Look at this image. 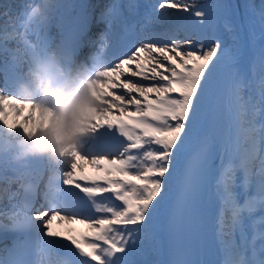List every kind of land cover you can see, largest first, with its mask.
I'll use <instances>...</instances> for the list:
<instances>
[{"label": "snow or ice", "instance_id": "1", "mask_svg": "<svg viewBox=\"0 0 264 264\" xmlns=\"http://www.w3.org/2000/svg\"><path fill=\"white\" fill-rule=\"evenodd\" d=\"M215 8L219 15L230 5L217 3ZM37 11L33 8L28 19ZM180 12H190L197 18L193 24L185 25L183 35L179 26L168 27L169 20ZM216 18L203 9H193L188 0H157L146 19L159 25L161 31L146 35L125 58L114 57L103 64L100 60V52L106 46L103 42L97 52L82 58L84 45L79 39L71 44L64 41L54 44L37 34L33 43L21 36L24 63L19 66L15 80L10 81L5 76L4 83V87L14 91L4 94V89L0 88V128L10 134L0 138V152L11 153L16 162L34 161L41 165L50 173L46 187L62 190L65 199L57 202L46 191L44 202L33 206L31 215L0 213L9 221L7 224L0 221V228L42 231L43 243L67 249L69 264H158L137 260L135 254L157 251L156 237L163 227L160 220L163 209L166 208L169 228L206 226L208 153L202 146L193 145V141L218 70L227 57L232 60L230 69L234 68L239 56L238 50L223 47L219 38L209 40L203 35ZM259 23L260 39L264 42V3L260 6ZM190 27L195 31H189ZM104 35L100 33L101 37ZM56 54L70 57L69 68L73 60L80 61L91 74L86 87L97 106L86 108L80 114L76 134L82 138L78 143L66 144L60 159L52 163L43 156L20 155L23 140L48 131L54 114L50 107L21 96L17 86L30 81L34 61L48 60ZM258 63L259 104L264 111V46L260 49ZM127 74L139 79H125ZM248 86L245 76L230 70L229 108L237 109V114L241 109L253 114L256 110L252 99L240 94L242 88ZM114 90H122V93ZM247 132L250 146L240 165L244 171L240 185L243 191H231L235 186L233 176L231 184L218 183L212 194L221 202L219 229L227 230L228 234L239 233L240 237V243L235 246V258L226 264H264V215L259 217L258 248L248 237L249 230L255 227L256 208L264 212V125L259 133V152L256 128L251 122ZM112 137L116 144L120 143L118 138L126 141L118 153L114 147L105 146L104 142ZM198 149L199 158L194 162L193 152ZM225 151H228L227 146ZM256 160L258 170L253 171L251 164ZM85 166L92 172L86 173ZM26 174L7 177L4 190L9 201L34 194L35 185L25 182ZM253 186L255 192L250 191ZM104 194H110V198L119 203L97 202L96 197ZM93 210L95 215H82ZM54 221L63 222L65 226L79 225L84 231L67 227L64 232L56 231ZM10 257L8 264H28L24 245H19ZM173 264L192 262L174 261Z\"/></svg>", "mask_w": 264, "mask_h": 264}, {"label": "bare ground", "instance_id": "2", "mask_svg": "<svg viewBox=\"0 0 264 264\" xmlns=\"http://www.w3.org/2000/svg\"><path fill=\"white\" fill-rule=\"evenodd\" d=\"M10 1H13L15 4L11 5ZM252 1H254V4L249 6ZM262 1L264 0H246V2L235 0L233 4H228L230 8L226 12H222L224 16L222 14L218 15L219 10L215 8V5H210L209 13L217 18L214 20L213 26L203 33L209 40L213 37L219 38L223 47L233 51H239L238 65L236 63V66L230 69L232 60L231 57H227L220 70H218L214 78L215 86L212 90L211 98L203 109L202 117L193 141V145L196 146H201L208 140L216 141L220 151L222 165L219 183L223 184L227 181L231 184L232 177L234 176L235 186L231 188V191L235 193H238V190L241 188L236 185V182L241 176H244V171L240 165L244 154L250 146L248 141L249 133L247 132L249 122L255 125L256 128L257 152L261 125H264V111H261V105L259 104V92L248 81L254 68L259 69V67L255 66L258 64L260 49L264 46V42L260 39L261 25L259 23V10L256 9ZM155 3H157V0H0V88L4 89V94H10L14 91L11 87H4L5 76L10 81L15 80L19 66L24 63V45L20 44V37L23 36L24 31L33 28V32L27 35L26 39L34 43L37 36L36 29L40 26L42 27L45 22L47 24L50 21L66 23L70 27L76 28L84 36L83 53L81 56L83 58L89 53L96 52L100 49L102 42L107 46L112 41L111 38L113 36L120 35L125 19L135 18L138 21V44L146 35L161 31V29L154 30V27L148 24H146L147 26H142L147 21L146 14ZM33 8L38 11L29 20L28 14L31 13ZM138 8L141 9L142 13L141 16L136 17ZM168 11L175 13V10L172 9ZM175 16L176 14L169 20L168 27L176 28L179 26L181 34L183 35L184 28L177 24H171L174 23ZM82 21L91 26L89 31L82 30ZM220 25L223 26L221 32H219ZM229 26L231 30H229ZM15 33H19L20 35H16ZM100 33H104L105 35L101 37ZM90 40L94 43L89 44ZM104 51L105 48L100 52L101 64L105 59ZM230 70L233 72L238 71L247 78L249 86L242 88L240 94L245 99L251 98L256 104L254 114L244 109L239 110V114H237V109L235 108L230 110L228 101ZM124 78L130 80L139 79L132 77L130 74H127ZM143 83L149 84L151 82L143 81ZM217 89L223 90V93H220L222 99L215 98ZM114 91L117 94L122 93V90ZM116 114L118 115L119 113L117 112ZM9 135L3 128H0V138H5ZM118 139L120 140L119 144H116L117 142L114 137L107 139L104 142L105 146L109 148L114 147L118 153V151L122 150L123 145L126 144L123 138ZM225 146L228 147L227 152L225 151ZM108 158H111V156ZM256 163H258V160L251 164L252 170L256 167ZM31 165L34 166L32 171L33 175L41 178L44 176L45 179L48 178V175L50 176V173L46 169L44 174H37L35 172L36 168H43L38 163L32 161ZM26 166L30 167V165H25L23 162L14 161L11 153L0 152V177L3 178L0 179V196H4L6 200L3 201L0 199V213L31 215V211L24 210L19 196L9 201L8 194L3 190L7 182L8 174H23ZM85 172L91 173L92 170L85 166ZM47 184L48 181H45L38 205L44 202V194L47 190L50 192L51 199L62 202L65 199L62 190L56 188L50 190L46 187ZM62 188L63 185L60 186V189ZM110 199V194L96 197L97 202L106 204L110 203ZM163 210L160 213L161 222ZM82 215H95V213L93 210L89 213H82ZM0 221L4 224L9 223L2 216H0ZM66 227L75 229L76 231H84L82 226L79 225L65 226L63 222H53V229L56 231L64 232ZM216 228L218 237L221 239L223 252L231 261L235 258V246L240 243V238L235 232L228 234L227 230L221 231L218 227V221ZM14 231L16 230L0 228V246L5 238ZM38 235L41 237L42 231ZM251 235L255 237L257 235V229L251 230L248 234L249 240L255 242V238H251ZM42 251L46 252V255L51 258L53 264H69L70 260L59 263L57 258L60 251L67 253V249L64 247L43 243ZM135 258L137 260L157 261L159 264L158 245L157 251L146 250L138 252L135 254Z\"/></svg>", "mask_w": 264, "mask_h": 264}, {"label": "clouds", "instance_id": "3", "mask_svg": "<svg viewBox=\"0 0 264 264\" xmlns=\"http://www.w3.org/2000/svg\"><path fill=\"white\" fill-rule=\"evenodd\" d=\"M70 57L56 54L48 60L37 59L30 70V81L17 86V91L27 99L50 107L54 120L48 131L21 143V156H43L52 163L60 159V152L68 143H78L76 121L80 114L97 106L87 90L92 79L80 61H72L69 69L61 62Z\"/></svg>", "mask_w": 264, "mask_h": 264}, {"label": "rangeland", "instance_id": "4", "mask_svg": "<svg viewBox=\"0 0 264 264\" xmlns=\"http://www.w3.org/2000/svg\"><path fill=\"white\" fill-rule=\"evenodd\" d=\"M228 1L229 0H218V1H216V2H213V4H208V5H205V6H201V7H199L200 9H203V10H205L206 12H209V9L208 8H210V5H214V4H217V3H221V4H224V5H228ZM231 1V0H230ZM229 1V2H230ZM242 0H240V2H241ZM188 2L191 4V5H193V8H194V1L193 0H188ZM244 2H245V0H244ZM102 3V2H101ZM262 3H264V1H262V2H260V4L256 7V9L258 10V9H260V6H261V4ZM10 4L11 5H14L15 3L13 2V1H10ZM254 4V1H252V4L250 5V6H252ZM12 8H13V6H12ZM4 9H7V8H4ZM187 14H190V12H180V13H176V18H175V20L173 21L174 23H171V24H177V25H180V26H185L186 24H191L192 22H184V20L182 19V18H185V15H187ZM219 14H222V13H219ZM28 15H30V13L28 14ZM222 16H224L223 14H222ZM193 17L195 18V19H197L194 15H193ZM225 17H227V16H225ZM146 24H148V25H151V26H153L154 27V30H158V29H161L160 28V26L159 25H157V24H155V23H152V22H149L148 20L147 21H145L144 22V24L142 25V26H144V25H146ZM147 26V25H146ZM221 28H222V26H220ZM219 27V32H221V28ZM193 31V30H192ZM33 32V28H30V29H28V30H26V31H24V34H23V38L24 39H26V36L27 35H29V34H31ZM138 42V41H137ZM20 44H23V39H21V37H20ZM24 45V44H23ZM137 46H138V43H137ZM259 148H260V144H259V147H258V152H259ZM258 166V165H257ZM49 180V175H48V178L46 179V182ZM60 183V186H62V182H59ZM1 192V191H0ZM0 199H2L3 201H6L5 200V197L4 196H0ZM236 233V232H235ZM237 235H238V237H239V233H236ZM240 238V237H239Z\"/></svg>", "mask_w": 264, "mask_h": 264}, {"label": "trees", "instance_id": "5", "mask_svg": "<svg viewBox=\"0 0 264 264\" xmlns=\"http://www.w3.org/2000/svg\"><path fill=\"white\" fill-rule=\"evenodd\" d=\"M195 5L196 6H200V5H203V4H207V3H210L212 2L213 0H193Z\"/></svg>", "mask_w": 264, "mask_h": 264}, {"label": "water", "instance_id": "6", "mask_svg": "<svg viewBox=\"0 0 264 264\" xmlns=\"http://www.w3.org/2000/svg\"><path fill=\"white\" fill-rule=\"evenodd\" d=\"M220 93H223V90H219V96L222 97V95H220Z\"/></svg>", "mask_w": 264, "mask_h": 264}]
</instances>
